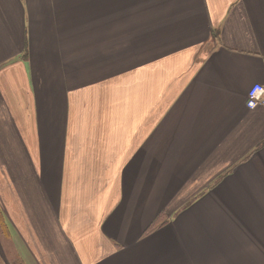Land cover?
<instances>
[{"label":"crops","instance_id":"crops-1","mask_svg":"<svg viewBox=\"0 0 264 264\" xmlns=\"http://www.w3.org/2000/svg\"><path fill=\"white\" fill-rule=\"evenodd\" d=\"M104 2L0 0L4 264H264V0Z\"/></svg>","mask_w":264,"mask_h":264},{"label":"rangeland","instance_id":"rangeland-1","mask_svg":"<svg viewBox=\"0 0 264 264\" xmlns=\"http://www.w3.org/2000/svg\"><path fill=\"white\" fill-rule=\"evenodd\" d=\"M104 1L106 6L110 5L111 3H113L114 5L121 6L123 3L127 2L128 0H104ZM98 6H99V0H98ZM6 227L8 229L3 231L0 226V239L2 240L3 243V248L0 247V264H4L1 256H3L4 258L7 257L9 259L10 257H13V252H14V239H13L14 234L11 233L8 225H6Z\"/></svg>","mask_w":264,"mask_h":264},{"label":"built area","instance_id":"built-area-1","mask_svg":"<svg viewBox=\"0 0 264 264\" xmlns=\"http://www.w3.org/2000/svg\"><path fill=\"white\" fill-rule=\"evenodd\" d=\"M246 106L250 110L262 108L264 110V86L254 84L247 93Z\"/></svg>","mask_w":264,"mask_h":264}]
</instances>
